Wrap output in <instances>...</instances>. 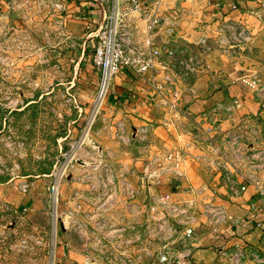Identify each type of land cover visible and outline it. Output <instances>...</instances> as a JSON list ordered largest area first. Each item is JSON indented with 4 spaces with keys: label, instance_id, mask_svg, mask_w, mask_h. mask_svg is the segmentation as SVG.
I'll return each instance as SVG.
<instances>
[{
    "label": "crops",
    "instance_id": "crops-1",
    "mask_svg": "<svg viewBox=\"0 0 264 264\" xmlns=\"http://www.w3.org/2000/svg\"><path fill=\"white\" fill-rule=\"evenodd\" d=\"M142 1L149 5L159 1V12L168 21L176 19L181 45L186 44L195 51L200 48L201 38L206 37L209 51L195 72H182L177 80L176 87L182 97L176 109L170 107L171 93L159 92L155 87L156 82L164 80L163 74H154L151 70L137 74L124 68L112 79L95 124L96 134L101 137L100 153L92 156L95 162L77 161L60 187L59 218L63 231L68 230L70 221L71 256L79 264H89L86 262L94 253L96 241L103 240L104 248L109 252L117 245L121 252L130 254L134 260L150 254L154 256V262H158L163 244L151 231L153 217L157 216L151 209L152 195L156 192L172 193L180 202L187 203L194 198V187L204 188L199 211H203V204L210 201L224 206L232 218L215 232L207 217L200 212L194 224L193 239L189 243L183 240L177 247H190L195 264H229L224 251L231 250L235 244L252 247L264 254V226L258 225L264 222V207L255 185H248L240 195L232 194L219 168L210 163L212 160L224 163V160L217 152H209L204 144L197 142L198 147H194V135L198 130L193 123V118L199 117L204 110L234 98L242 101L236 116L264 117V73L260 75L261 96L242 79H231L235 76L234 65L238 66V60H242L240 55L244 45L251 49L264 40V0ZM106 11V5L100 0H66L65 24L73 36L86 42L84 51L95 47V34ZM45 14L24 21L19 11L11 9L9 0H0V19L11 24L40 30L50 22V17ZM227 24L244 29L246 39L232 43L223 39L222 27ZM141 35H146L144 28ZM254 61L248 60L247 63ZM81 63L84 66L82 72L74 79L80 82L89 79V91L79 92L88 112L98 93L101 71L96 72L85 52ZM119 122H123L126 128L123 141L115 135ZM228 124L229 120H226L223 125ZM144 125L150 129L149 141L141 143L130 133ZM163 148H184L189 156L184 163L183 175L170 172L161 184H156L154 180H146L144 172L148 162ZM222 153L225 155L224 150ZM204 154L209 156L208 160L196 159ZM225 162L234 169L231 161L227 159ZM106 164L111 166L113 175ZM233 177L240 182L243 180L239 172L233 173ZM125 182H130L133 188H140V193L132 197ZM233 217L240 218V223L234 224ZM182 237L183 233L179 240Z\"/></svg>",
    "mask_w": 264,
    "mask_h": 264
},
{
    "label": "rangeland",
    "instance_id": "rangeland-1",
    "mask_svg": "<svg viewBox=\"0 0 264 264\" xmlns=\"http://www.w3.org/2000/svg\"><path fill=\"white\" fill-rule=\"evenodd\" d=\"M9 24L0 29V264H79L71 256L70 221L61 229L60 187L77 163L69 154L94 106L86 112L79 93L89 91V79H74L84 52L99 71L94 47L84 51L86 42L67 30L44 31L50 22L35 31ZM244 46L231 79L264 73V40ZM99 115L100 109L79 152L92 162L100 153L93 143L101 140ZM66 166L68 176L58 184L55 173ZM86 263L159 264L150 254L134 260L117 245L109 252L103 240Z\"/></svg>",
    "mask_w": 264,
    "mask_h": 264
},
{
    "label": "built area",
    "instance_id": "built-area-1",
    "mask_svg": "<svg viewBox=\"0 0 264 264\" xmlns=\"http://www.w3.org/2000/svg\"><path fill=\"white\" fill-rule=\"evenodd\" d=\"M107 8L106 16L97 28L96 44L92 56L93 63L100 69L101 77L98 93L93 109L82 129L79 141L73 145L69 154V162L75 160H88L87 154H79L80 148L89 138L90 130L96 118L97 110L109 92L112 79L124 68L132 69L137 74L153 71L154 74H163V81L155 83L159 92H170L172 100L170 107L176 109L182 97L181 91L176 87L177 80L182 72H195L204 62L209 51V42L206 37L201 38L197 50H191L188 45H181L177 34L176 19L168 21L159 12V1L153 5L142 0H100ZM12 10L19 11L26 20L37 14L46 12L50 17L47 30L62 32L69 31L65 24L63 12L66 10V0H9ZM236 7V4L234 5ZM51 24H53L51 26ZM11 27L8 21L0 19V29ZM51 27V29H50ZM146 35L142 36V29ZM225 32L223 39L232 43L237 39H246L244 29H238L232 24L222 27ZM242 81L254 89L258 96L261 87V76H245ZM166 99V96H165ZM97 107L96 111L95 108ZM242 101L234 98L229 101H220L213 107L204 110L199 117L193 118V123L198 133L194 135L197 142L204 144L209 152H217L224 163L212 160L210 163L217 166L228 184L232 194L240 195L248 185L253 184L256 194L264 207V117L258 115L236 116ZM229 124L224 127V122ZM115 135L120 141L124 140L126 133L125 124H116ZM150 129L147 125L132 130L131 134L139 142H148ZM222 150L224 154L222 155ZM189 156L184 148H163L158 156L148 162L144 172L146 180H154L161 184L170 172L184 174V163ZM207 154L198 155L196 159L208 160ZM231 161L230 169L225 160ZM209 162V161H208ZM107 165V164H106ZM107 170L113 175L110 165ZM160 170V171H158ZM239 172L242 182L233 177ZM67 166L60 168L55 173L56 182L61 183L67 177ZM132 197L140 193V188H133L130 182H125ZM194 198L187 203L176 199L172 193L163 194L156 192L152 195L151 209L157 213L153 217L151 231L153 236L162 242L158 253L159 264H195L191 258L190 247H177L184 240L191 242L194 237V224L201 212L206 217L215 232L229 218V211L221 205L205 202L203 211H199V199L204 197V188H192ZM234 224L240 223V218L233 217ZM259 226H264L260 222ZM183 233V239L179 235ZM229 264H264V254L252 247H243L235 244L231 250L224 251Z\"/></svg>",
    "mask_w": 264,
    "mask_h": 264
},
{
    "label": "water",
    "instance_id": "water-1",
    "mask_svg": "<svg viewBox=\"0 0 264 264\" xmlns=\"http://www.w3.org/2000/svg\"><path fill=\"white\" fill-rule=\"evenodd\" d=\"M93 143L100 148V145L98 143H96V142H93ZM78 161H80V160H78Z\"/></svg>",
    "mask_w": 264,
    "mask_h": 264
},
{
    "label": "bare ground",
    "instance_id": "bare-ground-1",
    "mask_svg": "<svg viewBox=\"0 0 264 264\" xmlns=\"http://www.w3.org/2000/svg\"><path fill=\"white\" fill-rule=\"evenodd\" d=\"M98 106H99V104H97V106H96V108H95V111H96V109H97Z\"/></svg>",
    "mask_w": 264,
    "mask_h": 264
}]
</instances>
